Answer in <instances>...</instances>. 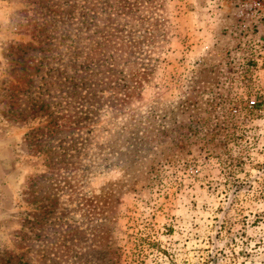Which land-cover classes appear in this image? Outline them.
I'll return each instance as SVG.
<instances>
[{
    "label": "rangeland",
    "instance_id": "obj_1",
    "mask_svg": "<svg viewBox=\"0 0 264 264\" xmlns=\"http://www.w3.org/2000/svg\"><path fill=\"white\" fill-rule=\"evenodd\" d=\"M0 264H264V0H0Z\"/></svg>",
    "mask_w": 264,
    "mask_h": 264
},
{
    "label": "trees",
    "instance_id": "obj_2",
    "mask_svg": "<svg viewBox=\"0 0 264 264\" xmlns=\"http://www.w3.org/2000/svg\"><path fill=\"white\" fill-rule=\"evenodd\" d=\"M47 133L48 132H45V134H47ZM27 137L29 138V140L34 141L35 144H37V145L39 144L41 151L39 150L38 152H41L43 160L46 162V164L50 168H52L53 170L55 168L66 169V166H65L66 161H65V159H66L67 155L63 156L61 153H58L56 151V148H54L55 146L51 145L47 141H44V138H41L39 135H37L36 131L35 132H30ZM62 145H63V142H62V140H60L59 143L57 144L58 149H60V148L64 149V147ZM61 158L63 160H60ZM43 206L44 205H41L40 207H43Z\"/></svg>",
    "mask_w": 264,
    "mask_h": 264
},
{
    "label": "built area",
    "instance_id": "obj_3",
    "mask_svg": "<svg viewBox=\"0 0 264 264\" xmlns=\"http://www.w3.org/2000/svg\"><path fill=\"white\" fill-rule=\"evenodd\" d=\"M250 107H253V106H256L257 105V103H256V101L254 100V99H251V100H249V104H248Z\"/></svg>",
    "mask_w": 264,
    "mask_h": 264
}]
</instances>
